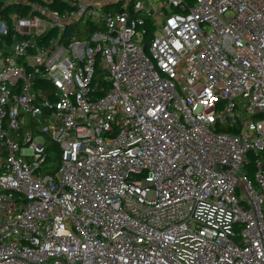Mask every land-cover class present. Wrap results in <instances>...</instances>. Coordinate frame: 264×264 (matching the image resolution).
<instances>
[{
	"label": "built area",
	"instance_id": "1",
	"mask_svg": "<svg viewBox=\"0 0 264 264\" xmlns=\"http://www.w3.org/2000/svg\"><path fill=\"white\" fill-rule=\"evenodd\" d=\"M0 264H264V0H0Z\"/></svg>",
	"mask_w": 264,
	"mask_h": 264
},
{
	"label": "trees",
	"instance_id": "2",
	"mask_svg": "<svg viewBox=\"0 0 264 264\" xmlns=\"http://www.w3.org/2000/svg\"><path fill=\"white\" fill-rule=\"evenodd\" d=\"M60 158V151L57 149V147L54 145L53 151H49V158L47 160V168L49 169L50 173H55L58 167V162ZM57 162V165L54 164ZM51 163V164H50Z\"/></svg>",
	"mask_w": 264,
	"mask_h": 264
},
{
	"label": "rangeland",
	"instance_id": "3",
	"mask_svg": "<svg viewBox=\"0 0 264 264\" xmlns=\"http://www.w3.org/2000/svg\"><path fill=\"white\" fill-rule=\"evenodd\" d=\"M58 163H59V162H58ZM50 164H51V163H50ZM54 164H56V165H57V162H55ZM46 166H48V165H47V163H46Z\"/></svg>",
	"mask_w": 264,
	"mask_h": 264
}]
</instances>
